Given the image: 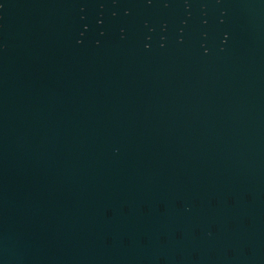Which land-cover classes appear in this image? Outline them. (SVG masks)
Segmentation results:
<instances>
[{
	"label": "water",
	"instance_id": "95a60500",
	"mask_svg": "<svg viewBox=\"0 0 264 264\" xmlns=\"http://www.w3.org/2000/svg\"><path fill=\"white\" fill-rule=\"evenodd\" d=\"M0 264H264V0H0Z\"/></svg>",
	"mask_w": 264,
	"mask_h": 264
}]
</instances>
